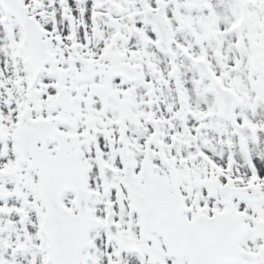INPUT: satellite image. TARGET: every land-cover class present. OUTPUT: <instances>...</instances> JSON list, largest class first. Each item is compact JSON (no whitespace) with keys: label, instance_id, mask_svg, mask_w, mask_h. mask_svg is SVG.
<instances>
[{"label":"snow or ice","instance_id":"snow-or-ice-1","mask_svg":"<svg viewBox=\"0 0 264 264\" xmlns=\"http://www.w3.org/2000/svg\"><path fill=\"white\" fill-rule=\"evenodd\" d=\"M0 264H264V0H0Z\"/></svg>","mask_w":264,"mask_h":264}]
</instances>
